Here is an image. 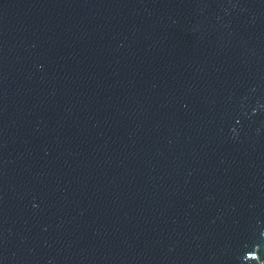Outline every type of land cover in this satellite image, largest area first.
Wrapping results in <instances>:
<instances>
[{
	"label": "water",
	"instance_id": "1",
	"mask_svg": "<svg viewBox=\"0 0 264 264\" xmlns=\"http://www.w3.org/2000/svg\"><path fill=\"white\" fill-rule=\"evenodd\" d=\"M0 264H264V0H0Z\"/></svg>",
	"mask_w": 264,
	"mask_h": 264
}]
</instances>
